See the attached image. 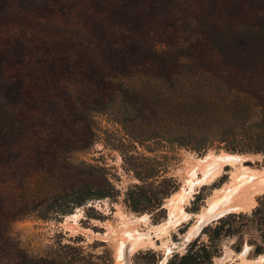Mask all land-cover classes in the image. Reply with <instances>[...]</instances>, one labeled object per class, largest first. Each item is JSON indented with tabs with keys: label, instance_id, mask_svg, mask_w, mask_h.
Listing matches in <instances>:
<instances>
[{
	"label": "rangeland",
	"instance_id": "1",
	"mask_svg": "<svg viewBox=\"0 0 264 264\" xmlns=\"http://www.w3.org/2000/svg\"><path fill=\"white\" fill-rule=\"evenodd\" d=\"M189 2L233 25L264 22V0H187L178 10H146L149 0H0V264H167L193 241L210 245L207 226L258 206L264 192L242 211L209 214L233 169L204 185L191 168L227 153L264 169V40H228L215 57L198 41L151 53L152 32L170 46L195 33L196 21L180 17ZM82 184L92 196L82 206L51 211L45 190ZM99 188L108 197L95 198ZM136 232L152 242L131 251ZM248 238L239 252L221 239L210 264H264Z\"/></svg>",
	"mask_w": 264,
	"mask_h": 264
},
{
	"label": "trees",
	"instance_id": "2",
	"mask_svg": "<svg viewBox=\"0 0 264 264\" xmlns=\"http://www.w3.org/2000/svg\"><path fill=\"white\" fill-rule=\"evenodd\" d=\"M187 0H149L148 5L146 6V10L155 9V6H158L163 3V6H168L169 2H172L175 5L176 10L180 9L182 6V2H186ZM183 14H186L191 21H196L195 25V33L191 36L187 35L183 38H178L175 46H170L167 40L160 41L156 34L148 37V41L146 42L147 49L151 50V53L156 56H171L172 48L175 50H181L185 48L186 43H190L193 41H198L201 44L202 48L208 50L211 55L215 57L218 45L227 42L231 39H253L257 41L264 40V22L255 24L251 21L245 26H241L239 23L233 25V23L223 20L221 18L216 19V16L208 15L207 13L200 12L192 6V4H187V12H183L180 14V17H183ZM145 16V15H144ZM161 18L158 16L153 19V21H159ZM184 21L183 18H179V22H175L174 25L178 27ZM251 22V23H250ZM206 23L210 25V27L203 26ZM158 25L154 26L157 27ZM219 28L218 30L213 31V27ZM165 30H162V32ZM151 33V32H150ZM186 34V33H185ZM168 37V36H167ZM167 44V45H166ZM194 55V54H192ZM213 57V58H214ZM238 99L244 98V96H237ZM214 101L205 102L204 106L212 105ZM258 151V150H257ZM262 152V150H260ZM264 151V150H263ZM63 177V176H59ZM163 182H169L174 187V183L172 180H164ZM44 190L46 187H43ZM88 190L87 184H82L81 186L70 187L67 190H55L48 191L45 190V197H51V211L55 212L57 215L59 213H67L72 210L74 207H80L84 204V202L91 198L92 196H88V193H84ZM43 190V189H42ZM102 188H99L97 194L94 196L97 199L108 197V194L103 192ZM72 194V195H71ZM71 201L67 208H62L59 202L64 201L67 197H70ZM47 198V199H48ZM130 207L135 210V205L133 200H129ZM158 208L161 206L159 203L157 204ZM64 209V210H63ZM57 210V211H56ZM5 217V216H4ZM3 218L0 215V219ZM204 234L209 239L210 245H205L204 243H198V241H193L189 245V250L186 254L182 256H173L172 260L168 261L167 264H210L212 259L217 256L219 253V242L221 239H235V243L233 244L234 250L236 252L240 251L241 243L243 242L244 235H248V246L252 248L250 250L249 255L255 254L260 255L264 253V196L258 199V206L255 207L250 214H227L225 217L219 219L214 226H207L204 229ZM256 234L257 239H254L253 235ZM256 241V242H255ZM60 249L65 250H73L77 249L70 245H59ZM52 250V249H51ZM59 254V252L57 251ZM53 252V254L61 259H64L63 253L62 255H58ZM71 261L67 262V264H85L83 259H69ZM35 263L44 262V259H36ZM31 262V263H34Z\"/></svg>",
	"mask_w": 264,
	"mask_h": 264
},
{
	"label": "bare ground",
	"instance_id": "3",
	"mask_svg": "<svg viewBox=\"0 0 264 264\" xmlns=\"http://www.w3.org/2000/svg\"><path fill=\"white\" fill-rule=\"evenodd\" d=\"M244 162L243 156L227 153L219 155L209 153L203 158L196 160L191 168V172L200 176V178H198L204 185L207 183L212 184L216 179L218 180L222 176L225 167L229 166L233 169L230 174L229 183L214 190V193H216L217 196L210 202L209 208H205L206 212L213 215H220L226 210H229V213L242 211L244 209V203L245 206L247 205L246 203L254 204V195L264 192V169L250 168L245 166ZM235 200H237L236 202H239V204L231 205ZM188 216L189 215L187 214L185 219H187ZM70 218H75V214L68 215L66 219ZM155 231H157V235H159L165 233L164 231L166 230L159 228ZM160 236L159 238H161ZM143 242L152 241L148 239V236L145 238L140 233L136 232L135 236L129 237L128 242H126L128 245L127 248H130L132 251L139 245H142ZM120 255L121 257L124 256L121 248Z\"/></svg>",
	"mask_w": 264,
	"mask_h": 264
}]
</instances>
